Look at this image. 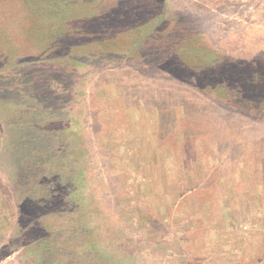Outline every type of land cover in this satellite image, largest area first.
Here are the masks:
<instances>
[{
  "label": "rangeland",
  "instance_id": "1",
  "mask_svg": "<svg viewBox=\"0 0 264 264\" xmlns=\"http://www.w3.org/2000/svg\"><path fill=\"white\" fill-rule=\"evenodd\" d=\"M47 1L0 0V264H264V114L160 56L264 76V0Z\"/></svg>",
  "mask_w": 264,
  "mask_h": 264
},
{
  "label": "trees",
  "instance_id": "2",
  "mask_svg": "<svg viewBox=\"0 0 264 264\" xmlns=\"http://www.w3.org/2000/svg\"><path fill=\"white\" fill-rule=\"evenodd\" d=\"M47 2L51 3V5L53 6L52 9L50 8L51 9L50 13L52 15L51 19L58 22L57 17H59V15H61L64 8H67V6L69 5V3H68L69 0H62L61 3L59 1V4H58L59 6H57L56 8L54 7V5L58 2L57 0H48ZM52 2L54 3V5ZM95 14L96 13L94 12L93 15H90L91 17H88L89 23H90V26L88 27L89 29L94 24V20H91V19L94 18L93 16H95ZM116 14L117 13H113L112 16H114ZM67 22L64 23L63 25L69 24ZM109 27H111V26H109ZM57 28H61V29L65 30V27H63V26L57 27ZM109 31H110V29L107 30L106 32H109ZM88 32L90 33V35H94V37H95V39H92L91 42H93V43H91V45L92 46L95 45L96 49L100 45H103L106 42L108 43V41L112 40V37H110L108 33L105 35L103 34L101 36V35H98L97 33L95 34L91 29L88 30ZM49 37L51 38L53 36H49ZM52 39L57 40L58 42L62 41L61 43H63V44H68L67 42L71 41V40H68L66 42V40H64V38H63V34L59 38L53 37ZM95 40L97 43L94 44ZM72 41H74V40H72ZM111 42H113V41H111ZM61 43H58L56 46H55V43L54 44L50 43L49 47H52V48H55L56 50H58L61 48L59 46ZM175 43L176 44L174 47L166 45V47L163 48L164 53L162 51L163 54L160 55L162 57V59L165 61H169L170 59L175 58L174 62L172 61L174 64H176L174 67L175 70L184 68L185 70H187L188 74H193V75L195 74L196 77H204L203 79H205L206 82L214 83L216 86L219 85V89L222 90V92H227L228 94L231 93V96L233 97V100H234L235 104H237V106L240 105L241 103H245V104H248L247 105L248 107L252 108V112L264 114V83L255 81V78L256 79H258L260 77L264 78V76L257 74V73L254 74L252 72V74H249L246 79L241 80V81L238 80V84L237 83L236 84L235 83H228V82H226V80L219 82L222 78L220 76V71L222 70V68L220 67L221 66L220 63H222V60H220L221 59L220 55H218L215 59H213V54L209 53L210 51L208 48H207L208 53L206 54V56L198 55L196 52L194 53L191 50H189L187 43H186V38L181 40V41H177ZM72 45L74 47L77 46V45H75V43ZM93 47H91L89 49H92ZM79 49L74 50V51H76V52H74L75 56L82 57V55H80V53L79 54L77 53V51ZM80 50H82V49H80ZM89 55H91V54H89ZM195 66L197 67V69ZM252 80H254L255 83L252 86L248 85L247 83H250ZM255 91H256V94L254 93ZM244 94H246V95L244 96ZM252 94H254V95L251 98L250 95H252ZM252 112H250V113H252ZM25 142H27V141H25ZM40 144H42V143H40ZM25 150H26V154L24 156H22V158H20V161H19L22 164L21 168L27 169V170L33 172V170L35 169L34 167H38L42 163L38 160V156H37V155H39L38 153L40 152L39 146L36 147V149L35 148L31 149V148L27 147ZM36 170H37V168H36ZM28 174H30V172ZM28 176H30V175H28ZM25 188L28 189V187H25V186L22 187V189H25ZM30 190H31V192L33 190V193H34L36 191V188L32 187V189L30 188ZM52 196H55L54 193L49 194V198L51 197V199H49L50 200L49 204L51 202H54V201H52ZM37 198L38 197L35 196L33 201H29L30 206L34 208L33 210H35V212L38 211L41 204L46 205L45 204L46 202L43 200L42 201L44 203L38 204ZM54 198L57 199L56 197H54ZM23 203H25V202L23 201ZM27 203H28V201H27ZM40 215L42 216V218L40 216H35L36 218L34 217V220H33L34 223H32L33 224L32 226L34 227V226H37L35 224L38 221L40 222L38 224L40 226H37L38 228H36V227L34 228V230L37 229L38 232H39V228L41 227V225L45 228L47 226L45 223V218L43 216L44 214H40ZM37 218H39L38 221L36 220ZM37 230H35V232H37ZM44 239L46 240L47 243H40V245H41L40 249H41L42 253L46 252L47 254H49L48 255V262H50V264H53V262H55L54 259H56L55 258L56 256L52 254V253H54V251L52 249H50V246L48 244L47 240L49 238L46 239V237H45Z\"/></svg>",
  "mask_w": 264,
  "mask_h": 264
}]
</instances>
